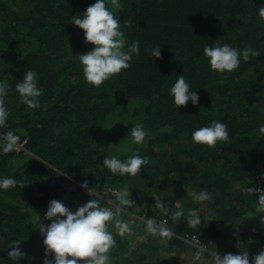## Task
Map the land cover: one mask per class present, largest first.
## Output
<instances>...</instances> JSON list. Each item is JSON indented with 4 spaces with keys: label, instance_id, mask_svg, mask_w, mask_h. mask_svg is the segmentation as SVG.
I'll use <instances>...</instances> for the list:
<instances>
[{
    "label": "trees",
    "instance_id": "obj_1",
    "mask_svg": "<svg viewBox=\"0 0 264 264\" xmlns=\"http://www.w3.org/2000/svg\"><path fill=\"white\" fill-rule=\"evenodd\" d=\"M95 2L0 0V83L8 85L9 111L0 144L9 130L23 144L9 154L0 149V179L13 178L25 185L0 189V264H43V237L25 206H36L44 217L55 199L75 212L91 199L81 187L85 181L96 194L108 192L101 197L105 204L115 199L110 191L138 185L135 205L121 218L133 213L166 220L176 234L167 250L175 245L184 248L186 237L197 235L217 254L247 251L251 259L264 250V213L255 211L259 195L242 191L246 186L264 190V134L258 131L264 124V20L258 15L264 0H120L121 29L129 43L140 42V55L133 57L129 70L99 88L86 83L77 57L93 45L71 23ZM217 41L240 51L250 47L259 56H250L248 62L241 58L236 71L219 74L211 70L203 52ZM159 45L162 58L156 59L150 50ZM27 70L37 73L38 87L44 89L42 107L35 110L20 103L15 91ZM182 74L199 96L195 106L189 101L176 108L173 103L170 89ZM130 98L138 101L130 125L139 123L150 133L147 143L135 151L149 157L150 163L135 178L112 175L103 167L108 155L126 160L135 153H109L131 131L106 123ZM212 120L227 125L230 144L202 149L192 142L191 133ZM165 127L170 131L162 132ZM184 187L211 195L213 220L203 210L205 202L188 198L180 207L175 203L185 195ZM165 190L174 192L165 197ZM154 197L170 213L182 208L185 215L173 223L155 209ZM189 209L198 210L202 223L197 229L187 225ZM108 230L118 245L110 253L113 264H151L153 239L132 248L131 239L117 235L110 223ZM13 241H20L26 253L16 262L8 257ZM182 263L173 259L170 264Z\"/></svg>",
    "mask_w": 264,
    "mask_h": 264
},
{
    "label": "clouds",
    "instance_id": "obj_2",
    "mask_svg": "<svg viewBox=\"0 0 264 264\" xmlns=\"http://www.w3.org/2000/svg\"><path fill=\"white\" fill-rule=\"evenodd\" d=\"M124 5L120 0H96L94 4L87 7L81 16H75L72 24L79 27L84 32L86 43L93 45L92 50L82 55H78L82 66L83 77L86 83L92 87L99 88L106 81L121 74L122 71L131 68L133 57L140 55V42H128L125 33L121 29V21L117 16V10H123ZM261 20H264V6L258 10ZM130 21H124V26H130ZM204 56L208 59L212 71L219 74L232 73L240 67L241 58L248 62L250 56L258 57L259 52L250 47H245L243 51L225 43L221 45L219 41L215 46H205ZM152 57H161L160 45L150 50ZM15 91L19 94L20 103L29 109L41 108L40 97L44 95V89L38 87L37 73L34 70H27L23 79L15 85ZM8 94V85L0 83V129L8 128L7 120L9 111L5 106V97ZM173 103L176 108L186 107L188 102L195 106L199 102L196 90H192L191 85L186 81L184 75H178L176 82L170 89ZM46 105L43 110H46ZM110 130V129H109ZM162 132L170 131L168 127L162 128ZM260 134H264V124L259 126ZM148 132L137 123L131 129V140L135 145L143 146ZM192 142L198 144L202 149H216L217 144L229 145V131L225 123L219 120H212L209 126L200 127L191 133ZM3 144L0 149L4 154L18 150L20 137L12 130L7 131L2 136ZM150 163L147 156L139 155V150L130 155L126 160H121L116 156L108 155L103 160V167L112 175H128L135 178L141 175V170ZM60 175H66L62 172ZM19 185L25 187L22 181L13 178L0 179V189L9 190ZM81 187L87 190L91 199L83 206L73 212L62 202L53 199L48 206L44 219L50 221L49 224L41 222L38 229L43 237L45 247L43 264H113L111 251L118 247L116 238L108 230L111 223L116 234L121 238L137 237L130 222L121 218V214L126 209H131L135 205L131 193L127 188L123 190L110 191L115 199H108L103 203L101 197L108 192L96 194L93 188H89L87 181ZM240 188L239 185L236 186ZM246 194L259 195L255 211L264 213V190L258 187H244ZM96 196V198H92ZM155 198L156 209L165 216H170L173 223L180 221L185 215L180 208L171 212L159 197ZM194 203H203L211 200V195L207 191L193 193ZM264 220V219H262ZM201 219L198 210L189 209L187 213V225L193 229L199 228ZM145 235L142 239H147L148 235L159 237L160 243L165 247L169 241L175 238V232L167 226V221H157L154 218H145L143 221ZM255 231V230H254ZM20 241H13L10 245L11 251L8 257L16 262L26 255L20 248ZM205 249L199 248L194 254V259L204 264L202 256ZM213 264H264V250L250 259L247 251L240 254L220 255L212 253ZM51 257V258H50Z\"/></svg>",
    "mask_w": 264,
    "mask_h": 264
},
{
    "label": "rangeland",
    "instance_id": "obj_3",
    "mask_svg": "<svg viewBox=\"0 0 264 264\" xmlns=\"http://www.w3.org/2000/svg\"><path fill=\"white\" fill-rule=\"evenodd\" d=\"M138 104V101L136 99L130 98L126 102L123 103L122 107L118 109L114 114H112L108 120L107 125L110 127H115L116 129L121 128H128L130 131L134 126L130 125L131 119H132V111ZM148 132V131H147ZM150 137V133L148 132V136L145 139V143H147L148 139ZM144 143V145H145ZM137 146L135 145L131 140V134L128 137L122 138L116 145L111 146L109 148V153L115 154V153H124V152H135L137 149ZM111 154V155H112ZM138 186V185H137ZM136 186V188H137ZM127 188L128 191L131 193V199L134 200L133 192L136 188H131L125 185V187L118 188L117 190H123ZM185 195L182 197L181 195L177 197L175 200V203L180 207L182 206V203L184 199L190 198L192 199L193 193H199V191L191 190V188L184 187ZM174 191L165 190L162 195L165 197H168L167 195H171V193ZM170 193V194H169ZM170 200V199H169ZM199 204V203H197ZM140 206V204H137ZM137 206V207H138ZM212 208V198L210 201H207L204 203V211L207 214L208 219L211 221L214 219ZM26 211L30 215V222L33 226L38 227V224L42 221L44 224H46L44 217H42L41 212H39L38 208L36 206L28 204L25 206ZM143 209V208H140ZM156 209V208H155ZM159 210V209H157ZM136 216V217H135ZM41 220V221H40ZM125 221H128L132 224L134 231L137 232L138 236L141 238L132 237L130 245L131 247H135L137 242L141 241H148L150 238L153 239L151 251L149 250L148 257L152 258L151 264H159V262H164L165 264H170L171 261L174 259L183 260L182 264H201L200 261H196L194 259V254L198 251L199 248L205 249L204 254L202 256V260L204 264H213V256L212 253H216L214 251H211L208 249L201 241L200 242H194L188 239L186 237L187 245H185L184 248H181L177 245L174 246L172 250H167L166 247L160 243L159 237H153L151 235H148L147 239H142V237L145 235L144 232V215L137 216L132 213L130 216H126ZM111 224V223H110ZM138 241H136V240ZM158 241V244H157ZM153 248V249H152ZM152 252V253H151Z\"/></svg>",
    "mask_w": 264,
    "mask_h": 264
},
{
    "label": "built area",
    "instance_id": "obj_4",
    "mask_svg": "<svg viewBox=\"0 0 264 264\" xmlns=\"http://www.w3.org/2000/svg\"><path fill=\"white\" fill-rule=\"evenodd\" d=\"M22 148H23V144H20L19 149H22ZM163 221H165V220H163ZM188 239L191 241H194V242H200V239L197 235H190L188 237Z\"/></svg>",
    "mask_w": 264,
    "mask_h": 264
}]
</instances>
